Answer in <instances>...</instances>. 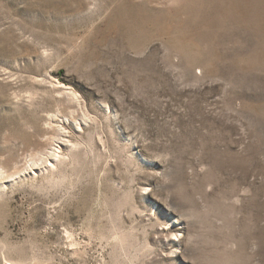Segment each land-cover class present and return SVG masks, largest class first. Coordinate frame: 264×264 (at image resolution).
<instances>
[{"label":"rangeland","instance_id":"1","mask_svg":"<svg viewBox=\"0 0 264 264\" xmlns=\"http://www.w3.org/2000/svg\"><path fill=\"white\" fill-rule=\"evenodd\" d=\"M0 264H264V0H0Z\"/></svg>","mask_w":264,"mask_h":264}]
</instances>
